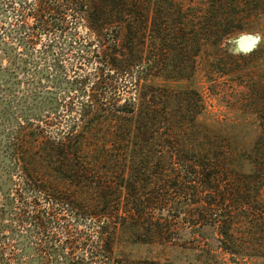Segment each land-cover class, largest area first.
<instances>
[{
	"label": "trees",
	"instance_id": "trees-1",
	"mask_svg": "<svg viewBox=\"0 0 264 264\" xmlns=\"http://www.w3.org/2000/svg\"><path fill=\"white\" fill-rule=\"evenodd\" d=\"M34 3L32 22L24 20L31 36L67 30L70 16L72 25L84 26L98 60L97 80L83 87L87 98L66 105L67 122L49 117L29 141L13 143L31 189L97 223V245L87 255L70 247L73 263L264 264V106L256 111L261 133L250 154L253 169L240 172L230 166L226 140L199 122L206 105L193 85L201 56L214 95L221 76H235L234 56L242 53L226 43L264 20V0ZM54 210H36L40 232L56 219ZM206 227L212 239L203 236ZM124 242H181L198 250L200 263L132 259L117 251Z\"/></svg>",
	"mask_w": 264,
	"mask_h": 264
},
{
	"label": "rangeland",
	"instance_id": "rangeland-1",
	"mask_svg": "<svg viewBox=\"0 0 264 264\" xmlns=\"http://www.w3.org/2000/svg\"><path fill=\"white\" fill-rule=\"evenodd\" d=\"M32 6L34 0H0V264H75L71 257L76 255L68 254L70 247L76 254L87 251V255L98 243L97 223L76 218L31 189L14 160L13 143L17 138L29 141L32 128L49 117L56 122L63 117L67 122L66 105L78 106L87 98L83 87L89 89L97 80L98 60L89 54L84 26L72 25L70 16L67 30H39L31 36L24 20L32 22L27 14ZM254 25L253 31L239 33L226 43L231 52L242 55L234 56L235 76H221V83L213 84L219 95L209 88L206 56L198 60L193 83L206 105L199 122L226 140L230 166L240 172L253 169L250 154L261 133L256 111L264 106V20ZM85 75V82L74 83ZM48 208L55 209L56 219L45 222L40 232L33 215L37 209ZM203 231V236L213 238L211 228ZM117 251L132 259L200 263L198 250L185 249L181 242H124ZM229 258L224 257L227 262ZM240 264L263 263L244 260Z\"/></svg>",
	"mask_w": 264,
	"mask_h": 264
},
{
	"label": "water",
	"instance_id": "water-1",
	"mask_svg": "<svg viewBox=\"0 0 264 264\" xmlns=\"http://www.w3.org/2000/svg\"><path fill=\"white\" fill-rule=\"evenodd\" d=\"M250 44H251L250 42H248V43L246 42V45H247V46H249Z\"/></svg>",
	"mask_w": 264,
	"mask_h": 264
}]
</instances>
